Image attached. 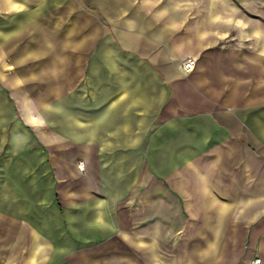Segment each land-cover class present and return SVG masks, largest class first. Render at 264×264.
I'll list each match as a JSON object with an SVG mask.
<instances>
[{
    "label": "crops",
    "instance_id": "1",
    "mask_svg": "<svg viewBox=\"0 0 264 264\" xmlns=\"http://www.w3.org/2000/svg\"><path fill=\"white\" fill-rule=\"evenodd\" d=\"M229 13L0 0V264H264V32Z\"/></svg>",
    "mask_w": 264,
    "mask_h": 264
},
{
    "label": "rangeland",
    "instance_id": "2",
    "mask_svg": "<svg viewBox=\"0 0 264 264\" xmlns=\"http://www.w3.org/2000/svg\"><path fill=\"white\" fill-rule=\"evenodd\" d=\"M230 5H232L234 9V13L230 15L229 17V27L226 31L223 32H254V29L257 30L255 32H264V21L260 20L259 24L257 26L254 23L255 17L253 16V4L250 0H227ZM238 1H244V4L239 5ZM245 9V15L244 18H242V10ZM239 13V16L237 15ZM239 19V20H238ZM260 26V27H259ZM261 31H260V30ZM219 32V29L217 30ZM216 31V32H217ZM82 167V170L80 169ZM78 170L83 172L84 167L82 165H78Z\"/></svg>",
    "mask_w": 264,
    "mask_h": 264
},
{
    "label": "built area",
    "instance_id": "3",
    "mask_svg": "<svg viewBox=\"0 0 264 264\" xmlns=\"http://www.w3.org/2000/svg\"><path fill=\"white\" fill-rule=\"evenodd\" d=\"M196 65V60L192 57H187L185 58L181 65H180V70L183 71L184 73H191ZM82 170V167H80Z\"/></svg>",
    "mask_w": 264,
    "mask_h": 264
}]
</instances>
